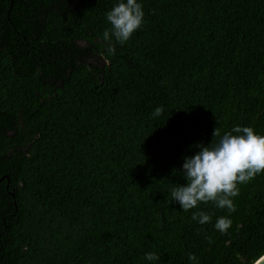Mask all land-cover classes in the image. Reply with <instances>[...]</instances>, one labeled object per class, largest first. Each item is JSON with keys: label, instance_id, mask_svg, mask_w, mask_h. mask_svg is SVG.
<instances>
[{"label": "trees", "instance_id": "16d2710c", "mask_svg": "<svg viewBox=\"0 0 264 264\" xmlns=\"http://www.w3.org/2000/svg\"><path fill=\"white\" fill-rule=\"evenodd\" d=\"M118 2L0 0V264H252L264 173L231 213L183 212L171 188L215 128L264 135V0H137L113 54Z\"/></svg>", "mask_w": 264, "mask_h": 264}, {"label": "clouds", "instance_id": "9594fccd", "mask_svg": "<svg viewBox=\"0 0 264 264\" xmlns=\"http://www.w3.org/2000/svg\"><path fill=\"white\" fill-rule=\"evenodd\" d=\"M110 29L103 32V40L108 43V51L115 52L116 43L123 45L128 42L144 23L142 4L137 0H119L106 14ZM162 107H157L155 116H160ZM233 133H236L235 135ZM219 137L216 143L209 146L195 145L199 151L192 157H185L182 165L186 186L176 185L171 188L173 201L179 203L183 212L198 207L199 204L213 203L220 209L234 212L233 198L239 195V185L246 184L257 175L264 173V135H258L251 127H234L231 132L221 136L215 128L213 138ZM213 141V140H212ZM200 224L211 221V216L203 211L191 217ZM226 216L217 218L216 230L226 232L231 226ZM145 259L156 261L155 253H147ZM190 261H196L195 255L189 254ZM252 264H264V255L252 261Z\"/></svg>", "mask_w": 264, "mask_h": 264}, {"label": "water", "instance_id": "95a60500", "mask_svg": "<svg viewBox=\"0 0 264 264\" xmlns=\"http://www.w3.org/2000/svg\"><path fill=\"white\" fill-rule=\"evenodd\" d=\"M5 180L10 181V177H9V176H4V177H2V178L0 179V182H3V181H5ZM12 196H15V194L12 193Z\"/></svg>", "mask_w": 264, "mask_h": 264}]
</instances>
